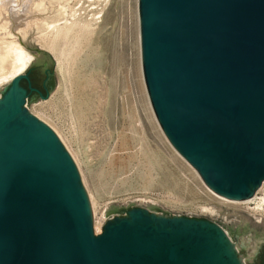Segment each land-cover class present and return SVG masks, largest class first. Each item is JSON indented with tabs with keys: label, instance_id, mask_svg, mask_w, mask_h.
I'll use <instances>...</instances> for the list:
<instances>
[{
	"label": "water",
	"instance_id": "obj_1",
	"mask_svg": "<svg viewBox=\"0 0 264 264\" xmlns=\"http://www.w3.org/2000/svg\"><path fill=\"white\" fill-rule=\"evenodd\" d=\"M157 113L220 195L264 180V0H141ZM0 87V264H264L205 219L133 207L96 234L89 195L57 133L17 84Z\"/></svg>",
	"mask_w": 264,
	"mask_h": 264
},
{
	"label": "rangeland",
	"instance_id": "obj_2",
	"mask_svg": "<svg viewBox=\"0 0 264 264\" xmlns=\"http://www.w3.org/2000/svg\"><path fill=\"white\" fill-rule=\"evenodd\" d=\"M142 23L141 0H0V87L14 79L20 50V74L50 73L48 96L29 109L73 157L96 234L142 207L208 218L247 258L264 237V180L247 199L220 195L178 149L149 89Z\"/></svg>",
	"mask_w": 264,
	"mask_h": 264
},
{
	"label": "flooded vegetation",
	"instance_id": "obj_3",
	"mask_svg": "<svg viewBox=\"0 0 264 264\" xmlns=\"http://www.w3.org/2000/svg\"><path fill=\"white\" fill-rule=\"evenodd\" d=\"M17 84L20 86V88H21V90L25 96V99H26L24 106L27 107L28 110L30 111L29 103L34 97H38V96L39 97H46V96H48V94L50 92V87H51V75H50V73H47V75L44 76L43 78H39L37 76H34L31 73V71H28L26 73H23V76L18 80ZM33 115L36 116L35 114H33ZM37 118L40 119L39 117H37ZM198 218H200V217H198ZM205 219L221 226L220 224H218V223H216V222H214L208 218H205ZM221 227L226 231L229 240L232 242L233 246L235 247L236 251L238 252L239 256L241 257L240 249H238V247L236 246L234 238L231 236V234L229 233V231L227 229H225L223 226H221ZM242 248H244V247L242 246Z\"/></svg>",
	"mask_w": 264,
	"mask_h": 264
},
{
	"label": "bare ground",
	"instance_id": "obj_4",
	"mask_svg": "<svg viewBox=\"0 0 264 264\" xmlns=\"http://www.w3.org/2000/svg\"><path fill=\"white\" fill-rule=\"evenodd\" d=\"M26 59H27L26 53L23 50H20V52H19V61H20L21 66L17 69L16 72H14L11 75L12 78L17 76V75H19L20 73H22L24 71V69L27 67L28 60H26Z\"/></svg>",
	"mask_w": 264,
	"mask_h": 264
}]
</instances>
